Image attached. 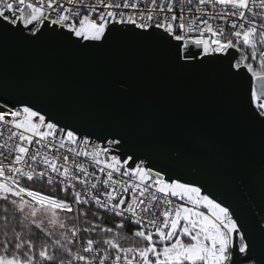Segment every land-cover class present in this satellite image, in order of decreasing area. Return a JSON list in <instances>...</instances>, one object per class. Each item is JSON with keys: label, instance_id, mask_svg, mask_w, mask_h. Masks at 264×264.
<instances>
[{"label": "snow or ice", "instance_id": "obj_1", "mask_svg": "<svg viewBox=\"0 0 264 264\" xmlns=\"http://www.w3.org/2000/svg\"><path fill=\"white\" fill-rule=\"evenodd\" d=\"M35 51L195 74L264 155V0H0V264H264V194L239 204L126 123L88 127L25 93L8 66ZM107 87L133 95L123 72ZM184 134L221 143L195 124ZM231 182L248 186L242 171Z\"/></svg>", "mask_w": 264, "mask_h": 264}, {"label": "water", "instance_id": "obj_2", "mask_svg": "<svg viewBox=\"0 0 264 264\" xmlns=\"http://www.w3.org/2000/svg\"><path fill=\"white\" fill-rule=\"evenodd\" d=\"M116 71L127 75L132 96L118 98L108 90V77ZM8 72L22 91L67 118L92 128L126 123L130 138L161 162L184 171L198 167L216 183L218 191L239 204L249 189L257 199L264 194V155L258 134L247 139L248 129L229 119L214 85L195 74L171 75L164 69L132 62L100 65L44 51L14 54ZM192 124L221 143L189 140L184 129ZM174 145H182L188 158L170 162L168 148ZM237 171L245 174L249 188L231 182Z\"/></svg>", "mask_w": 264, "mask_h": 264}]
</instances>
